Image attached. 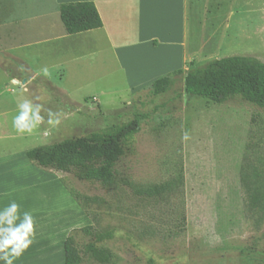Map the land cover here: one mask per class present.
Instances as JSON below:
<instances>
[{"label": "rangeland", "instance_id": "obj_1", "mask_svg": "<svg viewBox=\"0 0 264 264\" xmlns=\"http://www.w3.org/2000/svg\"><path fill=\"white\" fill-rule=\"evenodd\" d=\"M234 3L226 6L231 10L225 12L226 38L221 44H209L196 58L198 65L231 55L264 62V13L260 12L264 0ZM99 47L101 51V41ZM102 53L96 61L82 58L72 67L62 65L61 70L45 65L29 92L17 90L30 102L36 98L31 103L41 106L44 117V123L20 140L21 145L32 148L82 136L143 113L132 149L116 169L121 176L144 184L165 181L181 168L184 195L145 198L121 184L103 187L58 171L67 191L93 199L86 200L85 206L95 222L76 202L83 215L76 227L93 224L97 230H111L112 238L103 245L117 256V264H264V213L249 208L240 173L242 167L264 168V107L240 98L215 103L188 96L182 75L160 95H153L151 86L133 94L109 53L107 61H102ZM19 72L26 77L35 71ZM82 85L74 95L77 103L53 97L57 91H51ZM99 91H104L103 96L97 95ZM91 95L99 96L100 108L83 102ZM49 110L61 114L59 125H48ZM185 133L187 141L182 140ZM78 238L86 239L82 234Z\"/></svg>", "mask_w": 264, "mask_h": 264}, {"label": "crops", "instance_id": "obj_2", "mask_svg": "<svg viewBox=\"0 0 264 264\" xmlns=\"http://www.w3.org/2000/svg\"><path fill=\"white\" fill-rule=\"evenodd\" d=\"M76 1L93 2L101 28L66 32L59 5ZM235 1L0 0V213L16 202L20 214L13 226L23 222L22 214L27 211L35 229L33 243L14 264H64V239L83 220L79 205L60 183L59 172L27 159L25 152L30 148L20 140L30 134L17 133L12 120L18 114V104L30 100L17 90L29 92L45 65L61 70L62 65L72 67L82 58L96 61L104 49L102 61H107L109 53L123 72L128 92L134 94L175 70L185 72L198 65L196 58L209 44H221L227 36L226 6ZM260 12L264 13V7ZM22 69L35 72L24 77L19 72ZM13 78L21 84L13 86ZM85 85L58 86L51 91H57L53 97L75 102L74 95ZM99 94L103 96L104 91ZM98 97L91 95L83 102L97 103L100 108ZM32 100L36 102V98Z\"/></svg>", "mask_w": 264, "mask_h": 264}, {"label": "trees", "instance_id": "obj_3", "mask_svg": "<svg viewBox=\"0 0 264 264\" xmlns=\"http://www.w3.org/2000/svg\"><path fill=\"white\" fill-rule=\"evenodd\" d=\"M59 15L69 34L102 27L99 13L91 1L62 3L59 5ZM177 75L183 76V91L188 96L215 103L240 98L264 107V62L253 56L213 58L202 65H191L185 72L175 70L156 79L151 84V93L160 95L167 92ZM145 116L135 113L129 121L39 145L26 150L25 155L40 168L72 173L78 179L96 181L103 187L121 184L140 197L156 198L173 193V197L183 198L184 177L181 168L165 181L144 184L121 176L116 169L119 161L132 149L134 136ZM240 173L249 208L264 213V168L242 167ZM61 181L64 183L63 179ZM68 191L95 222L85 206L86 200L93 199L80 198L70 188ZM80 234L86 239L80 240ZM112 236L111 230H97L93 224L71 229L64 239V264H117V256L103 245Z\"/></svg>", "mask_w": 264, "mask_h": 264}, {"label": "clouds", "instance_id": "obj_4", "mask_svg": "<svg viewBox=\"0 0 264 264\" xmlns=\"http://www.w3.org/2000/svg\"><path fill=\"white\" fill-rule=\"evenodd\" d=\"M44 74H48L47 69H44ZM10 83L13 86L21 84L16 78H13ZM22 90L27 91L26 88ZM18 109V114L12 120L13 128L17 133L31 134L34 129L44 123V117L40 114V105H33L26 100L18 104ZM60 115L49 110L48 125H59L61 122ZM188 139L189 137L186 133L182 135V140L187 141ZM19 208L20 205L12 202L3 208V212L0 213V261L3 264H14V261L20 258L30 247L35 237L34 219L30 212L26 211L22 214L23 222L18 227L13 226L14 220L19 219Z\"/></svg>", "mask_w": 264, "mask_h": 264}]
</instances>
